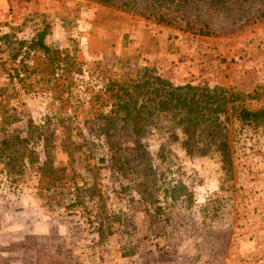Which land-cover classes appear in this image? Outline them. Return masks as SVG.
<instances>
[{"label":"rangeland","instance_id":"374dc122","mask_svg":"<svg viewBox=\"0 0 264 264\" xmlns=\"http://www.w3.org/2000/svg\"><path fill=\"white\" fill-rule=\"evenodd\" d=\"M136 8L146 11L144 1ZM236 16L217 19L215 28ZM46 26V43L82 64L65 96L70 103L54 101L37 74L24 88L11 81L22 59L11 60L12 42L0 45V86L18 118L8 131L26 137L30 119L43 127L46 151L68 179L40 192L36 165L25 158L22 172L9 175L17 168L0 160V264H264L263 134L240 136L229 164L215 151L188 155L180 131L166 145L164 130L151 127L141 144L153 164H142L131 157L128 132L115 147L106 143L101 109L90 102L109 78L142 81L145 68L175 85L250 93L264 83V21L205 38L93 0L0 4V35L10 41L31 40ZM36 152L44 160L42 144Z\"/></svg>","mask_w":264,"mask_h":264},{"label":"trees","instance_id":"16d2710c","mask_svg":"<svg viewBox=\"0 0 264 264\" xmlns=\"http://www.w3.org/2000/svg\"><path fill=\"white\" fill-rule=\"evenodd\" d=\"M93 1L137 13L157 24L205 38L232 37L245 28L264 21V0H143V9H146L144 12L137 10L136 0ZM232 13L237 15L233 22L215 28L217 19L230 17ZM48 35L49 26L39 31L31 40L10 41L12 35H0V45L2 42H12L18 46L10 56L12 61L22 55L20 68L14 69L15 75L8 74L11 81L17 78L24 88L27 78L37 74V86L48 87L46 92L52 93L53 100L60 101L65 107L70 103L65 96L70 95L73 79L83 74V68L67 51L49 46L46 43ZM29 60L35 62L32 69L27 64ZM145 71V80L142 81L141 78H109L108 86L95 92L90 99L94 106L101 109L97 116L105 122L101 132L106 143L115 147L121 139L122 131L128 132V139L133 144V160L142 164L149 160L153 164V158L146 154L141 144L151 127L164 130L163 133L169 139L164 143L166 145L171 142L170 139H177L180 131L183 135L182 145L188 155H208L215 151L229 164L235 158L234 145L239 142L240 136L264 135V83L246 93L219 86L210 88L192 84L175 85L149 68H145ZM8 91L7 87L0 86V131L4 135L0 140V160L9 169L17 168L8 170L7 174L17 175L22 172L24 159H28L31 165L37 166L39 191L50 190L68 179L65 169L55 166L54 156L46 151L49 141L42 134L43 127L35 126L32 119L28 121L26 137L8 131L7 127L13 121H18V118L10 114L13 108L9 107L8 102H4ZM250 102H259L261 106L252 108L249 106ZM40 144L44 160L36 152V147ZM164 144L159 152V159L164 156ZM146 182L148 180H143L142 185ZM146 191L143 190L144 193ZM150 196L152 195L149 194Z\"/></svg>","mask_w":264,"mask_h":264},{"label":"crops","instance_id":"0c3cea01","mask_svg":"<svg viewBox=\"0 0 264 264\" xmlns=\"http://www.w3.org/2000/svg\"><path fill=\"white\" fill-rule=\"evenodd\" d=\"M4 2V0H0V4H2Z\"/></svg>","mask_w":264,"mask_h":264}]
</instances>
